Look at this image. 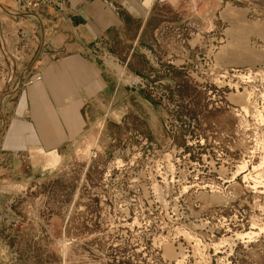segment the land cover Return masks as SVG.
Returning a JSON list of instances; mask_svg holds the SVG:
<instances>
[{
	"label": "rangeland",
	"instance_id": "rangeland-1",
	"mask_svg": "<svg viewBox=\"0 0 264 264\" xmlns=\"http://www.w3.org/2000/svg\"><path fill=\"white\" fill-rule=\"evenodd\" d=\"M229 5L245 13L243 21L224 32L237 47L220 48L218 40L211 41L200 55L215 64L209 79L214 81L221 72L229 87L199 85L201 79L193 73L185 90L163 83L167 94L159 99L115 80L144 99H129L122 126L112 123L98 139L67 145L57 154L58 165L42 175H29L23 160L22 174L0 181L1 200H15L0 213V235L11 264H176L163 258L157 239L171 243L174 256L181 252L184 264H264V195L253 193L244 174L233 177L254 147V140L247 139L252 131L242 128L238 95L244 88L254 89L251 102L259 107L264 94V33L254 29L264 28V0H233ZM14 10L27 12L15 0ZM8 22L22 25L21 18L7 21L0 13V29H7ZM2 44L0 129L11 101L8 95L16 84L27 83L19 81L27 65H14L17 53L11 56L14 77L7 76L9 64L2 58L7 49ZM194 67L190 64L191 71ZM248 74L256 83L236 78ZM235 83L239 93L232 87ZM221 165L225 176L217 173ZM249 232L256 235L235 239ZM225 239L228 244L214 248Z\"/></svg>",
	"mask_w": 264,
	"mask_h": 264
},
{
	"label": "crops",
	"instance_id": "crops-1",
	"mask_svg": "<svg viewBox=\"0 0 264 264\" xmlns=\"http://www.w3.org/2000/svg\"><path fill=\"white\" fill-rule=\"evenodd\" d=\"M229 1L66 0L61 9L45 5L35 13H17L14 0H0L7 21L22 20L16 26L8 22L7 29L1 25L7 76L14 77V65H27L19 72V81L27 83L16 84L7 97L11 101L0 129V181L22 174L23 160L29 175H42L58 165L57 154L67 145L98 139L112 123L122 126L130 98L144 100L120 87L94 59L93 43L101 41L130 71L185 90L190 64L201 65L202 48L216 40L223 44L220 48L237 47L224 32L245 13ZM13 53L19 56L14 65ZM9 201L0 198V213L15 200ZM3 238L0 264H11Z\"/></svg>",
	"mask_w": 264,
	"mask_h": 264
},
{
	"label": "bare ground",
	"instance_id": "bare-ground-1",
	"mask_svg": "<svg viewBox=\"0 0 264 264\" xmlns=\"http://www.w3.org/2000/svg\"><path fill=\"white\" fill-rule=\"evenodd\" d=\"M254 29H256L255 31H258V33L259 32L260 33L261 32L264 33V28H262V29L261 28H254ZM260 75L258 74L257 76H260ZM219 77L225 78L224 75L219 76ZM236 78H238L239 81L241 83H243V84L256 83L254 81L257 80L255 78V76H251L249 74L247 76L238 75V76H236ZM259 79L261 80L262 78H259ZM217 83L221 87H224V86L225 87L226 86L229 87L230 86L229 83H226L225 84L224 81H219V79L217 80ZM257 83H258V81H257ZM263 84H264V82H263ZM249 86H251V85H249ZM258 86H260V85H258ZM232 87H234L235 92L239 93L238 90H237L238 89L237 83H235V85L232 86ZM249 91L250 90H248L247 88H244L243 89V92L240 93L241 95L240 94L238 95L239 97L237 95L234 96V97H238L240 99V101L239 100L238 101L240 103L242 102L240 104V106H239L240 107V110H241L240 112H241V114L243 116L242 117V122H241L242 128L244 129L243 130L244 132H246V131H248V132L252 131V137H251V135L248 136V137L246 136V137H247V139H253L254 140L253 141L254 142V147H253L252 151L248 152L249 156H246V157H248V160H246L247 158L246 159H241L240 164L238 166H236V171L234 172L233 177L235 178V177H237L239 175L244 174L243 175V180L245 182H247L246 184H248V187L251 188V190H253V193H257V194L264 195V94L261 93V96H259L261 98V102H260L261 105L259 107H256L257 104L256 105H253L252 102H251L252 95L254 94L253 93L254 92V89H253V92H252V89H251V92H249ZM262 91H263V89H262ZM253 97H255V96H253ZM230 98H232V97H229V100L232 101ZM236 103L238 104V102H236ZM248 118H250V120L252 121V123L249 124V120H247ZM244 134H246V133H244ZM249 150H251V149H249ZM247 151L245 153H247ZM256 154H258L257 158L259 160L257 159L258 160V163L253 165L252 164V162H253L252 160L256 158L255 157ZM249 165L251 166V168H249ZM210 166H211V168L213 170H215V163L214 162H211ZM217 173L220 176H225L226 171L222 168V165L217 170ZM216 200H218V199H216ZM254 226L251 229H254ZM262 231H263V229L262 228H259V232H262ZM255 235L256 234L253 233V232H249L248 234H241L240 233V234H236L235 239L236 240L243 241L244 239H251V236H255ZM183 237H184V235H183ZM185 237L187 239H190V237L187 236V235H185ZM154 241H155L154 242L155 244H157V242H160L159 243V246H161V248H162V251H163L162 256H163V258H166V260L169 259L170 261L176 260V264H184L185 263V262H183L184 259H185V257H184V255L181 252H180V254H178L176 256H174L172 254L173 246H172L171 243L165 241L164 239H157V240H154ZM223 243H227L228 244L227 239H225L224 241H222L219 244H215L214 245V248L219 247V245H222ZM216 252H218V251H216ZM218 253H220V252H218ZM179 257H180V260H178ZM197 264H199V262Z\"/></svg>",
	"mask_w": 264,
	"mask_h": 264
},
{
	"label": "built area",
	"instance_id": "built-area-1",
	"mask_svg": "<svg viewBox=\"0 0 264 264\" xmlns=\"http://www.w3.org/2000/svg\"><path fill=\"white\" fill-rule=\"evenodd\" d=\"M15 2L19 9L27 11L26 13H35L36 10L45 5H52L57 9H61L65 6L66 0H15ZM90 54L119 85L134 91H149L153 95H157L159 99L164 93V96L167 94V91L162 87V81H155L129 71L127 63L111 53L101 41L93 43L90 48ZM148 55L150 58L152 57L150 53ZM215 71L216 67L212 59L205 57L201 59L200 66L194 67V71L189 70V77L192 78V74L195 73L201 79V82H198L199 85L213 84L216 90H219L221 88L217 85V80L222 81L219 76H222L223 73H216L218 78L212 81L211 75ZM230 71L237 72L234 69H230ZM232 76L234 77L235 75L232 74ZM39 79V77L36 78V80ZM31 82L29 81V83Z\"/></svg>",
	"mask_w": 264,
	"mask_h": 264
}]
</instances>
